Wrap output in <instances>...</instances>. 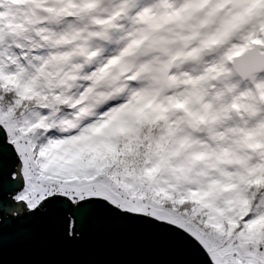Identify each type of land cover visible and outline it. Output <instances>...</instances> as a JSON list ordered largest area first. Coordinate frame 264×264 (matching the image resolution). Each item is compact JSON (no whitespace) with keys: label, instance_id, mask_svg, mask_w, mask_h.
Returning a JSON list of instances; mask_svg holds the SVG:
<instances>
[{"label":"snow or ice","instance_id":"obj_1","mask_svg":"<svg viewBox=\"0 0 264 264\" xmlns=\"http://www.w3.org/2000/svg\"><path fill=\"white\" fill-rule=\"evenodd\" d=\"M6 225L264 264V0H0Z\"/></svg>","mask_w":264,"mask_h":264},{"label":"water","instance_id":"obj_2","mask_svg":"<svg viewBox=\"0 0 264 264\" xmlns=\"http://www.w3.org/2000/svg\"><path fill=\"white\" fill-rule=\"evenodd\" d=\"M163 259L133 231L93 225L84 242L66 244L48 230L24 239L6 225L0 264H162Z\"/></svg>","mask_w":264,"mask_h":264}]
</instances>
